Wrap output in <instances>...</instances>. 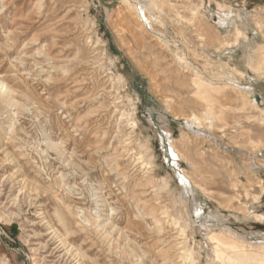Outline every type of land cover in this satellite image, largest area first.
I'll return each instance as SVG.
<instances>
[{
    "label": "rangeland",
    "instance_id": "rangeland-1",
    "mask_svg": "<svg viewBox=\"0 0 264 264\" xmlns=\"http://www.w3.org/2000/svg\"><path fill=\"white\" fill-rule=\"evenodd\" d=\"M263 130L264 0H0V264L261 248Z\"/></svg>",
    "mask_w": 264,
    "mask_h": 264
},
{
    "label": "bare ground",
    "instance_id": "bare-ground-1",
    "mask_svg": "<svg viewBox=\"0 0 264 264\" xmlns=\"http://www.w3.org/2000/svg\"><path fill=\"white\" fill-rule=\"evenodd\" d=\"M144 5V4H143ZM145 8V7H144ZM195 14V13H194ZM145 15V14H144ZM197 15V13H196ZM148 19V18H147ZM157 19V18H156ZM241 19V18H240ZM222 20V19H221ZM225 22V21H224ZM237 28V27H236ZM239 29V28H238ZM237 30V29H236ZM240 34V29L239 32ZM244 34V33H243ZM236 37V36H235ZM238 38V37H237ZM244 38V37H243ZM263 54V53H262ZM182 59V58H181ZM184 60V59H183ZM252 60V59H251ZM253 68V67H252ZM258 68V67H257ZM261 68V67H260ZM258 68V69H260ZM198 83V86L200 88V92H204L207 89V82L204 80H200ZM2 88H8V85L4 82H1ZM192 87V86H191ZM210 88V87H209ZM205 89V90H202ZM240 94V93H239ZM250 102V101H249ZM254 105H252L253 107ZM205 107V106H204ZM238 108V107H237ZM236 108V109H237ZM239 109V108H238ZM240 110V109H239ZM248 110V109H247ZM241 111V110H240ZM209 113V112H208ZM243 114V113H242ZM253 114V113H252ZM257 114V113H256ZM195 115V113L193 114ZM192 115V116H193ZM197 115V114H196ZM210 115V114H209ZM241 115V114H240ZM246 115V114H245ZM211 116V115H210ZM208 116V117H210ZM239 116V115H238ZM256 116V115H255ZM244 117V116H243ZM193 118V117H192ZM260 118V117H259ZM194 119V118H193ZM199 119V118H198ZM246 119V118H245ZM253 119V118H252ZM262 119V118H261ZM214 120V119H213ZM263 120V119H262ZM257 121V120H256ZM240 122V121H239ZM236 129V128H235ZM249 129V128H248ZM264 131V130H263ZM173 146V145H172ZM171 146V147H172ZM174 148V147H173ZM177 149V148H176ZM173 151V149L171 148ZM173 154V153H172ZM175 154V152H174ZM173 154V155H174ZM178 156V155H175ZM177 158V157H176ZM184 177V176H183ZM186 180V179H185ZM191 180V178H190ZM253 181V180H252ZM255 182V181H254ZM197 184V183H195ZM254 184V183H253ZM262 186V185H261ZM253 187V186H252ZM247 188V187H246ZM254 188V187H253ZM261 188V187H260ZM264 189V188H263ZM254 193V192H253ZM255 194V193H254ZM249 195V194H248ZM260 195V193H259ZM258 197V196H256ZM198 209V207H197ZM166 213V212H165ZM14 214V213H13ZM85 215V214H84ZM90 216L93 217L89 213ZM10 216V215H9ZM98 218V217H97ZM96 219V218H94ZM62 220V219H61ZM93 220V219H92ZM98 221V220H97ZM96 221V222H97ZM65 222V221H64ZM63 222V223H64ZM87 222V221H86ZM66 223V222H65ZM94 223V221H93ZM96 225V224H95ZM184 230V229H183ZM108 233V232H106ZM181 233V232H180ZM213 243L215 244L214 246V251L216 253L217 259L220 261L221 264H264V246L261 248H255V246L250 245L248 248L245 246L244 242H241V240H233L228 241L225 239H216L214 237L211 238ZM182 244V243H181ZM262 244V243H261ZM191 248V247H190ZM179 250V249H178ZM181 251V249L179 250ZM182 254L185 255L186 260L188 259L191 261L193 264L195 263V258L193 255V250L192 248H183L182 249ZM180 256V255H179ZM187 260V261H188ZM198 262V261H197ZM142 264V263H141Z\"/></svg>",
    "mask_w": 264,
    "mask_h": 264
}]
</instances>
